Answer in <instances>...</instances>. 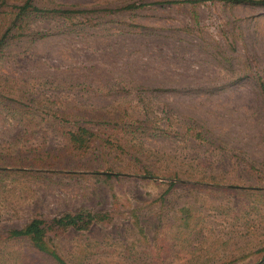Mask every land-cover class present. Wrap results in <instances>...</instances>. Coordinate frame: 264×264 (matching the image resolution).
<instances>
[{
	"label": "rangeland",
	"instance_id": "rangeland-1",
	"mask_svg": "<svg viewBox=\"0 0 264 264\" xmlns=\"http://www.w3.org/2000/svg\"><path fill=\"white\" fill-rule=\"evenodd\" d=\"M80 210L64 264H264V6L0 0V264Z\"/></svg>",
	"mask_w": 264,
	"mask_h": 264
},
{
	"label": "trees",
	"instance_id": "trees-1",
	"mask_svg": "<svg viewBox=\"0 0 264 264\" xmlns=\"http://www.w3.org/2000/svg\"><path fill=\"white\" fill-rule=\"evenodd\" d=\"M229 4H258L264 6V0H220ZM189 2H199V1H189ZM30 7V3L25 2L21 7L22 13L25 12ZM87 132L84 129H80L79 134L70 133L68 140L72 144H76V149L82 147L81 144L86 143V139H82ZM91 136V134H90ZM75 147V146H74ZM104 215L98 216L95 213L86 210H80L72 214H63L58 218L52 219L50 222H46L40 218L34 217L30 219L22 228L10 229L7 231V238L18 239L22 238L28 241L29 245L40 254L49 257L52 264H64L63 261L56 255V253L50 250L45 244L44 238L47 232L53 230L60 231H86L92 225L97 222H102L104 220Z\"/></svg>",
	"mask_w": 264,
	"mask_h": 264
}]
</instances>
